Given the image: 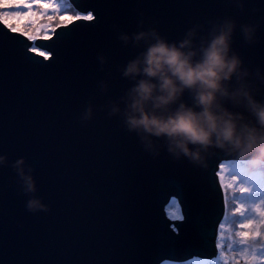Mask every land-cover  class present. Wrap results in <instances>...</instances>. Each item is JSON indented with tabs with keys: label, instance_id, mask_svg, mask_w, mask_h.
Segmentation results:
<instances>
[{
	"label": "water",
	"instance_id": "1",
	"mask_svg": "<svg viewBox=\"0 0 264 264\" xmlns=\"http://www.w3.org/2000/svg\"><path fill=\"white\" fill-rule=\"evenodd\" d=\"M69 1L94 19L74 20L36 41L0 23V155L7 158L0 165V264L214 258L225 204L215 173L220 161L237 159L215 149L198 163L176 159L163 140H155L154 155L120 115L110 117L100 106L118 102L131 86L121 70L142 50L124 45L119 33L153 28L174 41L224 18L236 21L232 47L264 93L255 75L257 69L264 75V0ZM241 24L256 26L253 43H245ZM33 43L50 58L29 51ZM89 103L92 118L82 121ZM19 157L33 168L34 195L49 211L26 210L29 195L12 167ZM172 197L182 220L168 218Z\"/></svg>",
	"mask_w": 264,
	"mask_h": 264
},
{
	"label": "clouds",
	"instance_id": "2",
	"mask_svg": "<svg viewBox=\"0 0 264 264\" xmlns=\"http://www.w3.org/2000/svg\"><path fill=\"white\" fill-rule=\"evenodd\" d=\"M236 27L234 19L224 18L207 31L195 25L174 41L153 28L131 35L119 33L124 45L131 42L142 50L121 70L131 86L118 102L109 101L100 110L107 107L110 117L120 115L126 129L135 132L154 155H158L155 140H163L176 159L183 156L198 163L215 149L233 155L246 174L264 172V93L232 47ZM240 31L245 43L254 42L255 25L241 24ZM98 60L101 66L106 62L103 55ZM255 75L264 83L259 69ZM100 89L107 91L105 81L100 82ZM92 115L89 103L81 120L88 121ZM6 163V155H0V165ZM12 167L22 192L29 195L26 210L49 211L34 195L33 168L25 165L24 157Z\"/></svg>",
	"mask_w": 264,
	"mask_h": 264
},
{
	"label": "snow or ice",
	"instance_id": "3",
	"mask_svg": "<svg viewBox=\"0 0 264 264\" xmlns=\"http://www.w3.org/2000/svg\"><path fill=\"white\" fill-rule=\"evenodd\" d=\"M47 3V7L41 9L40 5ZM49 9L54 14L49 17L48 23L39 22L44 16H48ZM61 11H67L62 5L57 4L54 0H0V23H3L10 31L20 33L30 41H36L37 39H51L55 34L56 28L59 26H66L71 24L74 20L94 19L92 12H88L86 15L77 13L76 15H69L66 19H62L60 24H53L51 21L55 19V15H58ZM15 22V23H13ZM44 59H49L51 53L41 50L35 43L29 49ZM228 169H233L240 172L242 175L244 171L239 164L219 163V171L215 175L219 178L220 188L225 193V209L228 207V194L230 191H234L237 187V177H226L225 173ZM230 180V182H229ZM241 193L249 192L250 189L245 187H239ZM166 213L171 220H182V215L179 202L175 197H172L169 203L166 205ZM249 210L237 206L235 208L234 215H239L242 219L237 226L241 231H237L236 236L238 239L232 236H225L226 229L225 222H221L218 225L217 244L218 249V261L222 264H230L227 257L224 255L225 241H230L227 244L229 250H232L234 245L239 246L240 256L244 258V264H264V207L256 209V213L259 216V222H252L246 215ZM227 220V215L224 218ZM244 220L249 222L245 223ZM235 264H239L237 260Z\"/></svg>",
	"mask_w": 264,
	"mask_h": 264
},
{
	"label": "trees",
	"instance_id": "4",
	"mask_svg": "<svg viewBox=\"0 0 264 264\" xmlns=\"http://www.w3.org/2000/svg\"><path fill=\"white\" fill-rule=\"evenodd\" d=\"M55 3L62 5L64 9H67V11H61L58 15H55V19L51 21L53 24H60L62 19H66L69 15H76L79 13L75 7L72 6L69 0H54ZM48 5L47 3H42L40 5V8H46ZM80 14H82L80 12ZM54 14L49 9L48 16H44L42 18L43 23L49 22V17L53 16ZM83 15V14H82ZM41 21V20H40ZM39 21V22H40ZM15 23V22H13ZM225 165L229 164H239L240 162L238 160H230V161H224ZM219 171V167L217 169ZM226 177H237V187L234 191H230L228 194V207L227 210L225 209L224 204V211H223V217L220 220L219 224L223 221L226 224V229L228 231L225 232V236H232L235 239H238L236 236L237 231H241L237 226L241 222V217L239 215H234L235 208L237 206L242 208H247L249 211L246 213V215L251 219L252 222L258 223L259 222V216L256 213V209L264 207V172H259L255 174H244L242 175L240 172L235 171L233 169H228V171L225 173ZM230 182V180H229ZM239 187H245L250 189L249 192L241 193L239 191ZM222 192L224 190L222 189ZM224 202H225V193H224ZM227 215V220H225V216ZM245 223L249 222L248 220H244ZM218 234V229H217ZM217 237V236H216ZM230 241H225V249H224V255L229 260L230 264H235V262L238 260L239 264H244V258L240 256L239 252V246L234 245L232 250H229L227 247V244ZM215 243L217 244V239L215 240ZM218 249L217 253L214 258H202L199 256H194L193 258L184 260L183 262L179 261H171L168 259H164V261L160 262L159 264H222V262L218 261Z\"/></svg>",
	"mask_w": 264,
	"mask_h": 264
},
{
	"label": "rangeland",
	"instance_id": "5",
	"mask_svg": "<svg viewBox=\"0 0 264 264\" xmlns=\"http://www.w3.org/2000/svg\"><path fill=\"white\" fill-rule=\"evenodd\" d=\"M83 14V13H82ZM81 14V15H82ZM83 15H86V14H83ZM41 23H43V20L40 21ZM226 161V160H225ZM224 161H220V163H223ZM219 179V178H218ZM220 182V181H219ZM181 209V208H180Z\"/></svg>",
	"mask_w": 264,
	"mask_h": 264
}]
</instances>
